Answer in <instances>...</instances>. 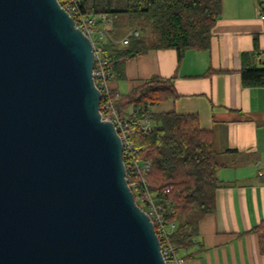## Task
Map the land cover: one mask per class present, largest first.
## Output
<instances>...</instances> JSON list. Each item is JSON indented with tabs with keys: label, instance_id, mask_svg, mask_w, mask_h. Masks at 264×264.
Returning <instances> with one entry per match:
<instances>
[{
	"label": "water",
	"instance_id": "95a60500",
	"mask_svg": "<svg viewBox=\"0 0 264 264\" xmlns=\"http://www.w3.org/2000/svg\"><path fill=\"white\" fill-rule=\"evenodd\" d=\"M59 0H0V264H167Z\"/></svg>",
	"mask_w": 264,
	"mask_h": 264
},
{
	"label": "crops",
	"instance_id": "0c3cea01",
	"mask_svg": "<svg viewBox=\"0 0 264 264\" xmlns=\"http://www.w3.org/2000/svg\"><path fill=\"white\" fill-rule=\"evenodd\" d=\"M260 10L259 0H223L208 50H187L180 65L174 49L151 50L126 62L125 79L109 82L128 94L153 77L174 78L179 96L163 110L195 114L213 132L222 186L215 212L199 221L198 244L180 253L184 264H264L251 233L264 221V87L241 79L243 53L258 49L264 63Z\"/></svg>",
	"mask_w": 264,
	"mask_h": 264
},
{
	"label": "trees",
	"instance_id": "16d2710c",
	"mask_svg": "<svg viewBox=\"0 0 264 264\" xmlns=\"http://www.w3.org/2000/svg\"><path fill=\"white\" fill-rule=\"evenodd\" d=\"M77 3L87 16H111L110 38L104 43V50L111 78L116 80L126 78L125 64L129 59L151 50L174 49L178 65L187 50H208L212 30L223 11V0H77ZM135 31L138 36L130 35ZM125 37L129 43L122 45ZM261 55L258 49L242 54L243 86L264 87V63H257ZM178 96L174 78L157 76L128 94L111 89L107 95L103 93L101 111L106 116L102 109L106 97L124 117L132 119L152 111L149 117L153 128L147 133L137 131L134 143L139 150L138 159L151 165L150 171L143 175L151 190L174 202L175 214L169 219L177 223V228L169 236V242L180 254L198 244L200 219L216 210V195L222 186L218 171L223 166L218 161L213 132L201 127L197 115L152 110ZM127 172L129 177L128 167ZM165 190L169 193L164 194ZM251 233L257 235L260 253L264 255V221Z\"/></svg>",
	"mask_w": 264,
	"mask_h": 264
},
{
	"label": "built area",
	"instance_id": "2783aa9c",
	"mask_svg": "<svg viewBox=\"0 0 264 264\" xmlns=\"http://www.w3.org/2000/svg\"><path fill=\"white\" fill-rule=\"evenodd\" d=\"M259 1L261 2L260 18L264 21V0ZM59 2L72 16L78 28L91 39L95 56V82L101 90L102 95L103 93L107 95L110 92L109 82L111 74L109 61L105 55L104 43H106L107 38H110L111 16L108 14L87 16L82 13L77 0H59ZM130 35L138 36L139 33L135 31ZM128 43V37L121 40L122 45H127ZM102 109L106 114V116L103 115V118L113 122L121 137L124 163H127V166L125 164L126 172L127 167L129 170V177L127 175L128 183L134 192L137 204L150 216L154 223L155 231L161 241V250L167 264H184V259L169 242V236L177 228V223L169 219L170 216L175 214L174 202L169 198H165L159 191L151 190L147 180L143 176L150 171L151 165L138 159L139 150L134 143V134L137 131L147 133L153 128L149 117L152 111L132 119L124 117L112 107L111 100L107 97ZM167 193H169V190L164 191V194Z\"/></svg>",
	"mask_w": 264,
	"mask_h": 264
},
{
	"label": "rangeland",
	"instance_id": "374dc122",
	"mask_svg": "<svg viewBox=\"0 0 264 264\" xmlns=\"http://www.w3.org/2000/svg\"><path fill=\"white\" fill-rule=\"evenodd\" d=\"M163 106H164V104L157 105L156 107L153 108V110L154 111H161L164 109Z\"/></svg>",
	"mask_w": 264,
	"mask_h": 264
}]
</instances>
